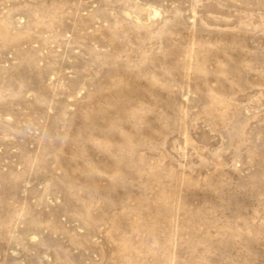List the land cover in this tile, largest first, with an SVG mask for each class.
I'll use <instances>...</instances> for the list:
<instances>
[{"label": "rangeland", "instance_id": "obj_1", "mask_svg": "<svg viewBox=\"0 0 264 264\" xmlns=\"http://www.w3.org/2000/svg\"><path fill=\"white\" fill-rule=\"evenodd\" d=\"M0 264H264V0H0Z\"/></svg>", "mask_w": 264, "mask_h": 264}, {"label": "bare ground", "instance_id": "obj_2", "mask_svg": "<svg viewBox=\"0 0 264 264\" xmlns=\"http://www.w3.org/2000/svg\"><path fill=\"white\" fill-rule=\"evenodd\" d=\"M154 14H156V12H154Z\"/></svg>", "mask_w": 264, "mask_h": 264}]
</instances>
